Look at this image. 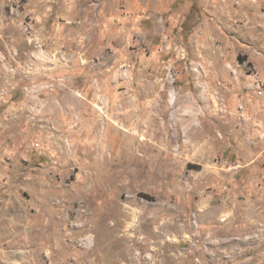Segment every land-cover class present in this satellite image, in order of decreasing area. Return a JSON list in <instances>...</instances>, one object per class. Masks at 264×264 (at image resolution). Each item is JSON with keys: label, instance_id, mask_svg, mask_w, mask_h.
Returning a JSON list of instances; mask_svg holds the SVG:
<instances>
[{"label": "rangeland", "instance_id": "rangeland-1", "mask_svg": "<svg viewBox=\"0 0 264 264\" xmlns=\"http://www.w3.org/2000/svg\"><path fill=\"white\" fill-rule=\"evenodd\" d=\"M0 264H264V0H0Z\"/></svg>", "mask_w": 264, "mask_h": 264}]
</instances>
